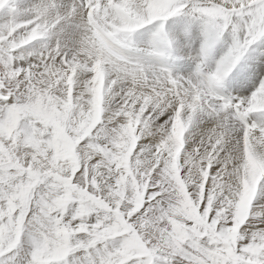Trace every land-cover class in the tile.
Segmentation results:
<instances>
[{"label": "snow or ice", "instance_id": "obj_1", "mask_svg": "<svg viewBox=\"0 0 264 264\" xmlns=\"http://www.w3.org/2000/svg\"><path fill=\"white\" fill-rule=\"evenodd\" d=\"M0 264H264V0H0Z\"/></svg>", "mask_w": 264, "mask_h": 264}]
</instances>
